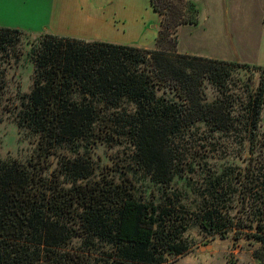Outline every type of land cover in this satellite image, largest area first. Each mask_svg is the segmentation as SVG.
Here are the masks:
<instances>
[{
	"label": "trees",
	"instance_id": "16d2710c",
	"mask_svg": "<svg viewBox=\"0 0 264 264\" xmlns=\"http://www.w3.org/2000/svg\"><path fill=\"white\" fill-rule=\"evenodd\" d=\"M174 2L167 15L149 0L163 16L152 49L30 42L32 87L13 122L35 146L24 163L0 158V264H163L191 249L190 227L256 243L264 264V83L236 93L232 77L264 67L177 52L178 27L196 18ZM23 38L0 27V57ZM195 133L232 136L251 157L209 164L190 152Z\"/></svg>",
	"mask_w": 264,
	"mask_h": 264
},
{
	"label": "rangeland",
	"instance_id": "374dc122",
	"mask_svg": "<svg viewBox=\"0 0 264 264\" xmlns=\"http://www.w3.org/2000/svg\"><path fill=\"white\" fill-rule=\"evenodd\" d=\"M114 2L118 5L117 10L121 12L118 18L124 20L125 30L121 31L122 21L119 20L114 25L116 30L110 28L107 37L116 43L154 48L152 36L156 38L158 35L161 28L160 19L163 16L159 17L147 0H135V8L132 10V0ZM188 2L195 8L196 23H185L178 27L177 52L215 59L230 58L229 61H239L238 58L246 59L247 55L250 58L264 52V0H188ZM28 3L27 12H22L24 5L20 0H4L0 6L2 19L5 20L6 17L15 26L9 28L18 29L24 35L19 46L7 54L9 56L0 57V72L4 74L5 79L0 95V158L16 159L23 163L30 157L35 145L18 133L13 116L20 109L21 96L29 93L32 87L34 67L27 55L30 42L44 33H49L43 31V22L47 18L43 13L41 0H32ZM158 3L167 15L177 10V3L174 0H158ZM138 17L140 27L136 24ZM232 77L234 84L241 87L239 90L233 88L236 93L242 92L248 85L256 89L261 79L264 83L262 70L237 71ZM207 91L211 93L210 88ZM261 121L264 132V106ZM192 138L197 141L190 152L199 153L201 160H207L209 164L219 161L228 163L235 159L243 166L247 163L248 157H251L247 152V146L229 135L211 138L213 144L203 140L201 133H195ZM105 154L111 160L115 150L99 148L96 151V155H103V158H106ZM186 236L191 243V249L163 264H255L251 254L257 247L256 243L251 244L244 239L236 240L231 233L225 238H221L219 234L206 237L197 227H190L186 231Z\"/></svg>",
	"mask_w": 264,
	"mask_h": 264
},
{
	"label": "crops",
	"instance_id": "0c3cea01",
	"mask_svg": "<svg viewBox=\"0 0 264 264\" xmlns=\"http://www.w3.org/2000/svg\"><path fill=\"white\" fill-rule=\"evenodd\" d=\"M20 1L24 5L22 12H27L28 2L32 0ZM114 1L115 0H41V5L44 9L43 13H45L47 18L46 21L43 22V31L58 36L73 37L86 41L99 40L113 42L107 37L108 31L110 28L116 30L114 25L117 21L121 20V18H118L121 12L117 10L118 5L115 4ZM147 1L149 2V0ZM134 2L135 0H132L131 10L135 8ZM122 7L125 8V6ZM5 13H7V11H5ZM121 21V31L124 32V20ZM136 24L140 27L139 17L136 19ZM0 26L15 27L6 17L5 20H3L1 16ZM152 38L155 39L154 35ZM263 53L264 52L253 55L250 58L247 55L246 59L238 58L239 61L237 62L264 67ZM221 60L229 61L230 58H221Z\"/></svg>",
	"mask_w": 264,
	"mask_h": 264
},
{
	"label": "snow or ice",
	"instance_id": "6c2138e0",
	"mask_svg": "<svg viewBox=\"0 0 264 264\" xmlns=\"http://www.w3.org/2000/svg\"><path fill=\"white\" fill-rule=\"evenodd\" d=\"M3 2H4V0H0V6H2Z\"/></svg>",
	"mask_w": 264,
	"mask_h": 264
}]
</instances>
